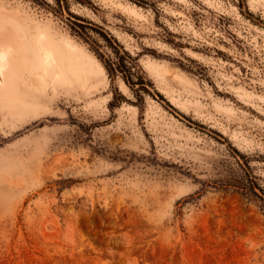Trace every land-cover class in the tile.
Listing matches in <instances>:
<instances>
[{"label":"rangeland","instance_id":"1","mask_svg":"<svg viewBox=\"0 0 264 264\" xmlns=\"http://www.w3.org/2000/svg\"><path fill=\"white\" fill-rule=\"evenodd\" d=\"M40 31L103 69L41 86ZM0 43V264H264V0H0Z\"/></svg>","mask_w":264,"mask_h":264},{"label":"bare ground","instance_id":"2","mask_svg":"<svg viewBox=\"0 0 264 264\" xmlns=\"http://www.w3.org/2000/svg\"><path fill=\"white\" fill-rule=\"evenodd\" d=\"M43 31L38 32L34 36L32 48L35 54V61L20 68L28 70L31 73L37 74L40 85L45 86L46 76L52 72L51 81L55 78L70 81L73 78L75 81H83L91 76V63L98 65L103 69L102 65L94 58H92L85 50L74 43L72 40L60 38L58 40L54 37H49L47 41H42L39 37ZM15 49L16 55L20 56L21 48L18 43H0V85L5 81V72L3 68L10 64V59H15L16 55H12V50ZM15 63L11 66L10 71L15 72ZM2 77V78H1Z\"/></svg>","mask_w":264,"mask_h":264},{"label":"trees","instance_id":"3","mask_svg":"<svg viewBox=\"0 0 264 264\" xmlns=\"http://www.w3.org/2000/svg\"><path fill=\"white\" fill-rule=\"evenodd\" d=\"M76 19H82L80 16H75ZM74 31L81 36L85 41L89 42L91 39L90 31L91 29L99 31L104 39L108 42V46L111 48L112 55L108 58L103 57L99 52L98 57L108 70L110 74L120 73L124 81L136 92L137 96H140V92H150L147 88L149 84L148 81L144 78L142 74L138 73L136 57L130 55V53L123 48V46L118 43V41L112 36L108 35L104 31H100L97 28H101L99 25L94 23H81L78 21H73ZM247 175H250L249 173ZM234 186L239 190L243 195L252 194L260 199H263L264 190L257 181L252 178H248L243 183L234 184ZM256 189L260 190V193H257ZM264 210V207H261Z\"/></svg>","mask_w":264,"mask_h":264}]
</instances>
